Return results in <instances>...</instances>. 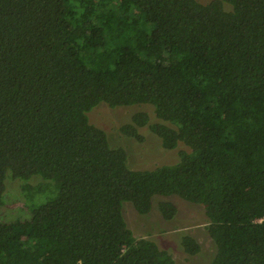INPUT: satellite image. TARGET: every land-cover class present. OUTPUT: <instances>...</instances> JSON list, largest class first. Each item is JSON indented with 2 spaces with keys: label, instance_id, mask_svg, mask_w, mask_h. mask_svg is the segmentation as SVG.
Segmentation results:
<instances>
[{
  "label": "trees",
  "instance_id": "16d2710c",
  "mask_svg": "<svg viewBox=\"0 0 264 264\" xmlns=\"http://www.w3.org/2000/svg\"><path fill=\"white\" fill-rule=\"evenodd\" d=\"M101 103L151 105L120 130L178 160L130 168ZM8 180L29 216L0 211V264H175L122 214L169 196L203 207L211 264H264V0H0V208Z\"/></svg>",
  "mask_w": 264,
  "mask_h": 264
},
{
  "label": "rangeland",
  "instance_id": "374dc122",
  "mask_svg": "<svg viewBox=\"0 0 264 264\" xmlns=\"http://www.w3.org/2000/svg\"><path fill=\"white\" fill-rule=\"evenodd\" d=\"M138 110L147 112L150 122L157 120L153 107L149 104L110 107L105 103L98 104L90 110V120L106 131L110 144L125 150L127 164L130 168L149 169L177 161L179 148L164 149L160 138L147 126L138 128L142 136L141 141L120 130L122 125L130 122V115ZM163 198L177 205V213L171 219L162 217L158 206H154L156 203L152 205L147 214L137 213L129 201L122 203L123 217L133 235L153 240L172 255L175 264H211L216 248L206 230V216L203 207L177 196ZM23 201L20 182L8 180L6 200L0 208L1 215L7 219L27 218L29 212L25 209ZM183 235H190L197 240L201 247L198 253L190 255L183 250L181 245Z\"/></svg>",
  "mask_w": 264,
  "mask_h": 264
}]
</instances>
